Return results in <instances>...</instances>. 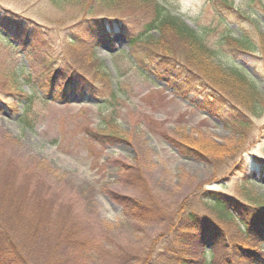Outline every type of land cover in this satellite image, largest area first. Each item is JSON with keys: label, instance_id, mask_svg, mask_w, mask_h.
<instances>
[{"label": "rangeland", "instance_id": "1", "mask_svg": "<svg viewBox=\"0 0 264 264\" xmlns=\"http://www.w3.org/2000/svg\"><path fill=\"white\" fill-rule=\"evenodd\" d=\"M157 1L204 35L224 67L238 64L254 79L259 102L245 111L249 126L242 131L208 113L201 75L177 92L168 84L161 70L170 63L183 71L187 58L174 37L165 39L174 54L167 63L143 39L151 6L0 0V13L42 37L15 51L0 31V232L10 244L0 264H155L161 257L170 264V228L186 211L212 220L209 192L264 202V0H227L233 9L220 0ZM227 35L250 36L257 49L239 53ZM59 66L68 73L51 84ZM18 72L30 87L14 85ZM22 94L33 99L27 125L18 117ZM117 197L136 200L149 217L132 215ZM220 223L239 232L238 219ZM236 237L264 255V243Z\"/></svg>", "mask_w": 264, "mask_h": 264}, {"label": "trees", "instance_id": "2", "mask_svg": "<svg viewBox=\"0 0 264 264\" xmlns=\"http://www.w3.org/2000/svg\"><path fill=\"white\" fill-rule=\"evenodd\" d=\"M71 1L74 0H64L63 4L70 3ZM106 1L115 4L119 0H114L113 2L112 0ZM131 2L139 8L152 7L154 20L146 26L145 37L143 39L147 40L146 43L155 44V48L163 53L161 56L165 59L166 63L174 59L172 45L168 42L166 43L165 40L167 37H171L172 41L174 37V46L177 45L180 49H184L187 58L186 63L188 64V66L183 64L186 68L183 71L186 74L176 65L167 63L166 68H164L165 70L161 71L163 77L168 81V84L175 86V91L177 92L186 86L192 85L191 74L196 73L199 76L201 75L209 85V94L206 96L208 113L220 118L228 126L242 131L246 130L249 126V122L245 121L248 114L246 112L254 113L259 102L256 93V82L250 77L249 73L242 66L235 63L224 67L216 60L217 54L208 47L204 35L186 25L178 17L169 14L157 0H131ZM220 3H222L221 5L224 8H232L227 0H220ZM234 16L237 17L238 15L234 14ZM30 22L33 26H36L34 22ZM85 23L89 24V31L92 30L90 25L94 26L96 24V22L91 21ZM0 31L7 35L4 38L5 45L15 51L19 49L24 51L28 50L32 44L34 46L35 43L39 42L38 39L42 38L40 33H34L24 28L21 22L11 20L8 13H0ZM152 31H157L159 37H153L151 34ZM227 37H229L228 40L232 47L236 51H239V53L248 54L257 49V43H253L250 36L240 35V40H236L238 38L228 35ZM11 38L16 39L18 45L15 46L10 41ZM72 43L75 44L77 41L73 40ZM260 45L264 52V42L260 43ZM68 64L73 67L70 62ZM77 72L76 70L71 72L67 76V79L69 78L68 81L64 79L67 88L74 87V84H71L73 82H70V80L77 81L78 78L76 77L79 76ZM67 73L68 70L61 66L55 68L50 80L51 84L55 85L58 76L62 80L63 75L65 78ZM19 77V72L12 75L14 85L22 82L23 84L29 85V87L31 86L28 79L29 76L26 75L25 79ZM22 96L26 97L20 100L21 104L25 107V112L18 117L21 124L27 125L29 124L28 110L31 109L33 99L32 94L29 96L22 94ZM186 149L194 153V155H197L193 148L186 147ZM116 199L119 202L124 201V206L128 207L127 210L132 215L140 218L149 217V209L138 204L136 200L126 197H117ZM208 200L211 202L210 209L214 213V216L212 215L214 219L212 218L210 220L192 211H186L170 228V236L166 239V250H168L169 256H171V260H168L169 263L189 264L192 261V263L196 264H255L256 262L264 264V255L261 254V251L256 253V251L241 246L236 237V235H241L248 242L264 243V202L252 200V202L245 203L239 199H232L228 196L220 195L217 192H209ZM130 203L135 206H129ZM224 219L231 221L238 219L240 226L239 232L230 234L222 228L220 221ZM0 238L2 240L0 244L3 246L0 247V259H3V257L6 258L9 256V249H6V246L10 244L8 240L2 239L1 232ZM209 243H211V249L208 251L207 246ZM161 255L164 256V254ZM193 256H197V260H192ZM215 260L219 262L217 263ZM153 261L150 260L146 264H153ZM155 264L167 263H164L161 257Z\"/></svg>", "mask_w": 264, "mask_h": 264}]
</instances>
